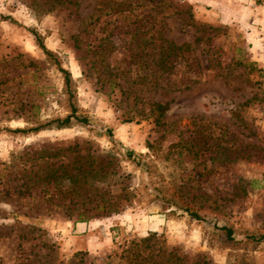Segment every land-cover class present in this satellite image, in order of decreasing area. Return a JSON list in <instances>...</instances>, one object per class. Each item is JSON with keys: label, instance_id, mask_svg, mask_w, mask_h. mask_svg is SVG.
<instances>
[{"label": "rangeland", "instance_id": "rangeland-1", "mask_svg": "<svg viewBox=\"0 0 264 264\" xmlns=\"http://www.w3.org/2000/svg\"><path fill=\"white\" fill-rule=\"evenodd\" d=\"M149 232L264 264V0H0V264H119Z\"/></svg>", "mask_w": 264, "mask_h": 264}, {"label": "trees", "instance_id": "trees-1", "mask_svg": "<svg viewBox=\"0 0 264 264\" xmlns=\"http://www.w3.org/2000/svg\"><path fill=\"white\" fill-rule=\"evenodd\" d=\"M39 44L46 53H49V51L41 42ZM59 68L63 73L65 89L69 90L72 83L70 73L62 67ZM153 106L155 111L158 113L157 118L160 119L169 108V103L155 102L153 103ZM72 118H75L80 122L86 121L85 117H80L76 114V108L72 104L71 112L69 114L63 118H57L55 120L57 121L58 126H61L68 124ZM45 150V148L41 149V151H44V153L46 152ZM127 155H131V153L128 152ZM39 156L41 157L39 154L37 158ZM79 172L83 174L88 172V170L83 169ZM62 174L63 173H59L55 177H60ZM66 175H68L70 178H77L79 176L78 173L71 174L68 171L66 172ZM194 216L199 218L197 214H194ZM219 230L223 232L226 238L234 240L233 231L231 228L220 226ZM247 238L256 239V237L253 235H249ZM259 238H264V234H262ZM118 258L119 264H202L197 259V257L195 258V256H189L186 253H178L174 248H170L161 235L157 234L156 232H149L144 237L125 240L122 245V249L118 254Z\"/></svg>", "mask_w": 264, "mask_h": 264}, {"label": "crops", "instance_id": "crops-1", "mask_svg": "<svg viewBox=\"0 0 264 264\" xmlns=\"http://www.w3.org/2000/svg\"><path fill=\"white\" fill-rule=\"evenodd\" d=\"M74 225L76 227H79L80 231H86L87 223H85V222H76Z\"/></svg>", "mask_w": 264, "mask_h": 264}]
</instances>
